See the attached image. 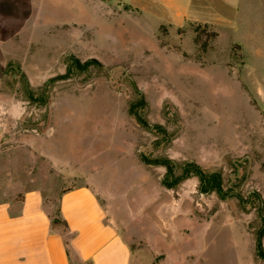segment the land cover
Returning a JSON list of instances; mask_svg holds the SVG:
<instances>
[{
  "label": "rangeland",
  "instance_id": "1",
  "mask_svg": "<svg viewBox=\"0 0 264 264\" xmlns=\"http://www.w3.org/2000/svg\"><path fill=\"white\" fill-rule=\"evenodd\" d=\"M176 1L0 0V199L40 187L55 218L90 182L134 264H264V0Z\"/></svg>",
  "mask_w": 264,
  "mask_h": 264
},
{
  "label": "crops",
  "instance_id": "2",
  "mask_svg": "<svg viewBox=\"0 0 264 264\" xmlns=\"http://www.w3.org/2000/svg\"><path fill=\"white\" fill-rule=\"evenodd\" d=\"M160 1L178 5L176 0ZM184 3V10L194 13V0ZM59 194L61 214L72 234L70 245L52 225L44 189L13 191L0 199V264H134L131 244L109 220L90 182L61 187Z\"/></svg>",
  "mask_w": 264,
  "mask_h": 264
},
{
  "label": "trees",
  "instance_id": "3",
  "mask_svg": "<svg viewBox=\"0 0 264 264\" xmlns=\"http://www.w3.org/2000/svg\"><path fill=\"white\" fill-rule=\"evenodd\" d=\"M90 63H97L99 62L97 60H90L88 62H82L78 58H72L68 64L69 71L73 70H80L83 71L86 68H88ZM65 77V76H64ZM131 114L134 115L137 119V121L140 124L148 126V124L141 118V116L134 111L133 108H131ZM143 161L146 164L154 165V164H160L167 168V174L164 177L162 183L163 185L168 189H174L176 188L182 181L189 179L191 177H198L200 180V192L203 194H210L213 192H216L220 197L223 199L230 197V194L226 191L224 187L223 178L218 173H209L206 170H204L199 164H197L194 161L185 162L184 164L180 165L176 162H174L171 159H157V160H151L149 158L143 157ZM180 170L181 174L176 175V172ZM257 196L263 200L260 194H257ZM258 212L260 214V218L263 220V228L259 230L257 234V257L261 260H264V205H261L258 208ZM52 218V225L56 228H59V225H63L66 229V231L70 234V238H66L67 244L70 245L72 238V234L69 228L68 223L66 220L62 217L61 209L59 205L58 209V217ZM60 229V228H59Z\"/></svg>",
  "mask_w": 264,
  "mask_h": 264
}]
</instances>
